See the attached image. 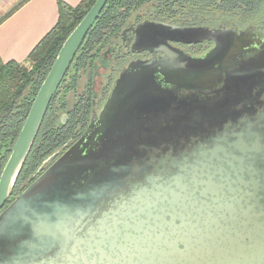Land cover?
I'll use <instances>...</instances> for the list:
<instances>
[{"label":"water","instance_id":"water-1","mask_svg":"<svg viewBox=\"0 0 264 264\" xmlns=\"http://www.w3.org/2000/svg\"><path fill=\"white\" fill-rule=\"evenodd\" d=\"M107 2L96 0L61 46L0 174V264H264V146L248 133L232 93L252 69L226 85L240 59L264 45L252 27L140 26L146 51L198 33L215 47L183 55L185 65L172 61L175 72L163 68L167 83L154 64H133L85 134L6 207L51 100ZM196 92L202 102L189 97ZM201 112L205 133L192 128Z\"/></svg>","mask_w":264,"mask_h":264},{"label":"trees","instance_id":"trees-1","mask_svg":"<svg viewBox=\"0 0 264 264\" xmlns=\"http://www.w3.org/2000/svg\"><path fill=\"white\" fill-rule=\"evenodd\" d=\"M95 1L83 0L76 7L58 1L56 25L31 51L26 62L3 63L0 60V174L61 46ZM187 3L203 7L214 23H234L240 29L256 27L264 31V0H108L51 100L10 200L29 186L34 180L32 176L47 157L73 142L75 134L79 136L86 127L89 98L72 105L67 99V94H75L79 74H90L87 71L96 56L106 47L119 43L121 30L131 21L138 22L141 10L149 14L154 12L156 17H164L167 21L169 16L184 11ZM221 27L232 26L224 24L216 28ZM64 115L65 123L61 121Z\"/></svg>","mask_w":264,"mask_h":264},{"label":"flooded vegetation","instance_id":"flooded-vegetation-1","mask_svg":"<svg viewBox=\"0 0 264 264\" xmlns=\"http://www.w3.org/2000/svg\"><path fill=\"white\" fill-rule=\"evenodd\" d=\"M184 8V11L182 10L181 12H178L175 15H171L166 18L167 21L164 20V17H156L154 12H151V14H149L146 12L145 9L141 10V12L138 13V22L131 21L127 23L125 27H123L118 37L119 43H117V45H114L113 47H106L96 56L87 71V73L90 74L87 75L83 91L77 98L76 102L78 104L82 100L86 101L88 98L90 100L88 114L89 121L86 127L79 136L78 133L75 134V140L73 142L65 145L60 151L47 157L42 162L40 167L32 176L31 179L34 180L29 184V186L36 179L41 177L46 172V170H48L66 151H68L74 144H76V142L85 134L88 126L91 123V120L99 115L102 106L107 101L116 83L121 80L123 74L130 67H133V64L144 65L148 62H150L152 65L154 64L156 78L162 83H167L169 82V79L164 75L165 72L163 71V68H168L169 70L175 72L176 65L172 61L176 60L179 65H185V62L188 61L182 58L183 55L197 58L202 56L204 53L213 50L215 47V41L212 37H210V35L198 33L189 39H184L180 41L168 39L166 46L160 47L156 45L150 48L154 50L153 52L146 51L141 45H139L137 41L140 35V26H146L154 23H164L184 29H207L210 31L234 29L237 32H240L246 29H240L234 23L222 22L218 24L212 22V18L208 16L210 14L206 13V10L203 7L194 6L191 5V3H187ZM224 24L231 25L233 28H216L219 25ZM213 27L215 29H209ZM253 29L256 32L264 33V31L259 30V28L253 27ZM162 49H167L171 52V59H168V57L165 56V54L162 52ZM256 63H258V65H255ZM260 64L262 67L259 72ZM250 68L252 69V72L248 75H245L241 80L242 82L244 81V85H242V82L240 81V86L237 89L232 88V93H234V97L237 99L236 103L243 107L241 113L248 116L249 118L250 124L248 126V133L255 134L258 137L257 142L264 146V45L251 50L248 55H245L242 59H240V63L234 70V72H236H231L233 73V76H230L228 78L226 85H230L233 83L235 84L234 80L236 79V76H241V74L245 73V71ZM150 70L152 71V67L150 68ZM80 81H82V78L79 79V83ZM79 83L77 84L76 89H78L80 85ZM96 84H99L100 87L95 88ZM214 93L217 95V92ZM230 93L231 90L226 91L222 94V96L230 95ZM189 97H194L196 101H198L199 99V101L202 102L201 98L203 96H201L199 92H196L195 95ZM215 98L217 99L219 97L215 96ZM194 99L189 98V102L191 103L192 101H195ZM168 101H171V99H169ZM171 102L172 103L168 105L169 110H172L173 103H175L176 101ZM200 116V121L197 124H192V128L199 126L200 129L198 130V132L205 133V131H203L204 129L201 126V124L204 122L202 121L204 118V113L201 112ZM235 116L237 117L239 116V114H236ZM61 121L65 123L66 119L64 121L62 116ZM232 122H236L235 117L232 118ZM208 124L209 128H214L218 126L212 121H209ZM183 127L186 129V125H184ZM218 131H220V129ZM218 131H215L213 133L216 135V132ZM240 131L241 125L237 130L234 131V133L238 134ZM243 133L245 134L243 136V140L245 142H253L255 140V138L253 137L250 140L246 138V130H244ZM231 134L232 131H228L227 135L229 136V140L231 139ZM29 186H27L22 192L14 196L13 199L8 202L6 207L10 205L18 196H20Z\"/></svg>","mask_w":264,"mask_h":264},{"label":"crops","instance_id":"crops-1","mask_svg":"<svg viewBox=\"0 0 264 264\" xmlns=\"http://www.w3.org/2000/svg\"><path fill=\"white\" fill-rule=\"evenodd\" d=\"M76 7L83 0H0V60L25 63L58 20L57 2Z\"/></svg>","mask_w":264,"mask_h":264},{"label":"rangeland","instance_id":"rangeland-1","mask_svg":"<svg viewBox=\"0 0 264 264\" xmlns=\"http://www.w3.org/2000/svg\"><path fill=\"white\" fill-rule=\"evenodd\" d=\"M103 72V71H102ZM80 75V77H79V79L80 78H82V81H80V83H79V80H78V83L80 84L79 85V87H78V89H76L75 90V94H72V93H69V94H67V99L69 100V103H70V105H72L74 102L76 103L77 102V98L80 96V94L82 93V91H83V87H84V85H85V82H86V75H83L82 73H80L79 74ZM77 83V84H78ZM100 87V85L99 84H96V87L95 88H99ZM50 163V162H49ZM49 165V164H48ZM47 165V166H48Z\"/></svg>","mask_w":264,"mask_h":264}]
</instances>
